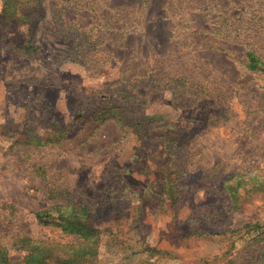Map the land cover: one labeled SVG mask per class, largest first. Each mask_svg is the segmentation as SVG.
Masks as SVG:
<instances>
[{
	"label": "rangeland",
	"instance_id": "1",
	"mask_svg": "<svg viewBox=\"0 0 264 264\" xmlns=\"http://www.w3.org/2000/svg\"><path fill=\"white\" fill-rule=\"evenodd\" d=\"M1 10L0 0V248L10 263L26 254L22 238L53 253L81 241L35 218L69 203L88 209L95 246L83 263H56L264 264V69L246 67L249 49L264 57V0H32L12 19Z\"/></svg>",
	"mask_w": 264,
	"mask_h": 264
},
{
	"label": "trees",
	"instance_id": "2",
	"mask_svg": "<svg viewBox=\"0 0 264 264\" xmlns=\"http://www.w3.org/2000/svg\"><path fill=\"white\" fill-rule=\"evenodd\" d=\"M2 10L1 14L5 19H12L16 16V13L23 7H30L32 0H1ZM30 18V13L25 15V18ZM246 67L250 71H256L264 69V57L258 53L256 49H249L246 52ZM123 121V120H122ZM230 180L225 182V190L229 193V197L233 204L238 202L236 195V189L231 185H228ZM54 209L57 211V216L53 214ZM88 209L81 205L71 206L69 203L65 205H56L51 209L39 210L35 212V218L40 224H54L56 221H61L66 225L64 228L74 233L81 241L73 246H66L61 248L60 251L53 253V248H49L48 244L44 242H38L41 245L29 244L30 239L22 238V243L27 245L26 254L24 255L20 264H60L56 263L53 259L55 255H61L65 258L63 262H76L83 263V257L93 252L95 246L94 242H87L89 239L95 237V230L86 223L89 215ZM59 223V222H58ZM60 224V223H59ZM61 225V224H60ZM71 249V250H70ZM88 250V252L86 251ZM0 264H12L10 263L8 252L5 248H0Z\"/></svg>",
	"mask_w": 264,
	"mask_h": 264
}]
</instances>
